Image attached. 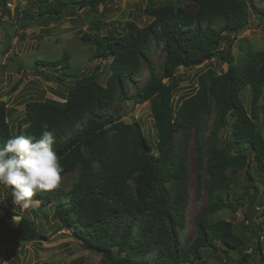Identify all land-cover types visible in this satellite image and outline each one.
<instances>
[{"label": "trees", "instance_id": "trees-1", "mask_svg": "<svg viewBox=\"0 0 264 264\" xmlns=\"http://www.w3.org/2000/svg\"><path fill=\"white\" fill-rule=\"evenodd\" d=\"M77 1L82 7L97 8L117 0ZM258 1L161 0L155 4L150 0L145 12L152 20L144 26L127 20L122 33L115 28L99 33L102 22L98 18L89 26L97 31L89 29L81 38L93 46V58L111 57L106 83L100 82L101 66L97 65L90 74L73 76L64 101L26 102L20 128H25L26 136L39 138L47 124L56 136L54 150L63 168L62 178L74 175L69 190L59 186L37 193L32 200L41 206L56 202L54 218L60 226L72 230L84 248L101 254L104 264L205 263V257H215L221 245L235 253L223 256L222 264H264V205L260 213L251 215L259 200V171L254 173L252 164L264 166L260 124L264 49L247 48L235 56L233 40L219 49L226 39L224 32L238 33L250 24L252 10L257 17L264 15ZM69 3L45 0L38 4L37 18L19 7L16 14L49 26L62 18ZM157 49L164 57L158 66L152 63ZM213 58L226 62L227 70H204L194 93L176 98L183 81L178 68ZM40 63L69 69L72 57L66 51L56 60ZM144 63L149 75L142 83ZM247 88L250 109L243 98ZM129 99L138 104L150 102L155 144L139 119L126 122L120 108L114 109ZM8 112L6 102L0 100V144L13 136ZM191 151L196 155L194 165ZM193 167L196 196L205 194L206 205L195 234L183 243ZM242 170L246 184L240 180ZM239 187L244 188L240 199ZM227 209H243L247 222L236 228L232 220L217 217ZM0 212V245L16 249L25 242L48 238L31 215L16 213L3 200ZM19 215L21 219L13 225L11 220ZM66 264L89 263L78 257Z\"/></svg>", "mask_w": 264, "mask_h": 264}, {"label": "rangeland", "instance_id": "rangeland-1", "mask_svg": "<svg viewBox=\"0 0 264 264\" xmlns=\"http://www.w3.org/2000/svg\"><path fill=\"white\" fill-rule=\"evenodd\" d=\"M43 1L45 0H3V6L0 8V100L5 101L9 109L8 115L13 135L23 134L26 136L25 128H20V123L26 116L24 106L29 100L64 101L68 87L73 84V76L81 77L90 74L97 65L101 66L98 70V78L101 83H106L111 72V57L93 58V46L81 38V35L89 29L97 31L96 27H89L93 25V21L100 18L102 23L99 33L105 34L109 28H115L117 32L122 33L127 20H133L140 26L147 25L152 20V17L145 12L150 0H117L110 4H101L97 8L90 5L82 7L77 0H66L70 3L66 6L62 18L49 26H40L35 22L38 4ZM151 2L159 4L161 0H151ZM258 5L264 7V0H259ZM18 7L28 10V13L36 18L19 19L16 14ZM1 9L5 13L1 12ZM255 15L256 12L252 10L250 24L242 31L238 33L235 31L224 32L226 39L220 43L219 49L225 48L226 43L233 40L231 49L235 56L242 54L247 48L263 50L264 15L261 13H258L259 17ZM66 51L72 57V65L69 69H59L58 67L56 69L53 66L40 63L42 59L56 60ZM152 61L157 66L164 61L160 49H157ZM208 68L221 73L227 70L228 64L220 58H213L209 62L196 66H180L177 74L183 78V81L176 90V98H184L194 93L198 75ZM45 73L51 75L45 77ZM148 75L149 68L144 63L140 81L144 83ZM243 98L246 106L250 109L251 92L249 88L245 89ZM260 104L262 105L260 124L264 135V92ZM117 108H120L122 119L126 122L139 119L150 142L156 143L157 130L150 102L138 104L134 99H129L117 103L114 109ZM209 137V134L204 137L205 142H209ZM195 158V152L191 151L192 165H194ZM252 165L253 171H259L256 177L259 187L258 206L251 213L252 216H255L263 210L264 205V166H260L254 161ZM73 179L74 175L62 178L60 186L66 191L69 190ZM240 180L244 184L248 182L243 170L240 172ZM189 188L191 194L185 212L183 243L189 241L195 234L196 222L203 214L206 205L205 194L202 193L199 198L196 196L194 167L191 170ZM11 193L10 186L0 185V200H3L6 206H10L18 214L31 215L48 238L25 242L23 247L16 249L0 245V264H66L78 257H84L89 264H104L101 254L84 248L82 240L74 236L72 230L69 231L60 226L59 221L54 218L56 202L48 206H41L39 201H33L29 208L24 209L13 204ZM236 195L240 199L244 195V188H237ZM217 217L232 220L236 228H240L247 222L243 209H239L237 212L223 210L217 213ZM17 222L18 219L11 220L13 225ZM261 240L264 246V233ZM220 248L215 253V257H205V263L197 262L195 264H222L223 256L235 254L233 250L227 249L224 245H221Z\"/></svg>", "mask_w": 264, "mask_h": 264}, {"label": "clouds", "instance_id": "clouds-1", "mask_svg": "<svg viewBox=\"0 0 264 264\" xmlns=\"http://www.w3.org/2000/svg\"><path fill=\"white\" fill-rule=\"evenodd\" d=\"M43 128L39 138L16 134L0 144V185L10 186L13 204L24 209L37 193L54 190L62 181L55 133L47 124Z\"/></svg>", "mask_w": 264, "mask_h": 264}, {"label": "water", "instance_id": "water-1", "mask_svg": "<svg viewBox=\"0 0 264 264\" xmlns=\"http://www.w3.org/2000/svg\"><path fill=\"white\" fill-rule=\"evenodd\" d=\"M16 219L20 220L21 219V216H15ZM63 264V263H62Z\"/></svg>", "mask_w": 264, "mask_h": 264}, {"label": "crops", "instance_id": "crops-1", "mask_svg": "<svg viewBox=\"0 0 264 264\" xmlns=\"http://www.w3.org/2000/svg\"><path fill=\"white\" fill-rule=\"evenodd\" d=\"M0 8H2V6H0ZM2 10V9H1ZM1 12H3V10L1 11ZM4 13V12H3ZM4 19V18H3Z\"/></svg>", "mask_w": 264, "mask_h": 264}]
</instances>
